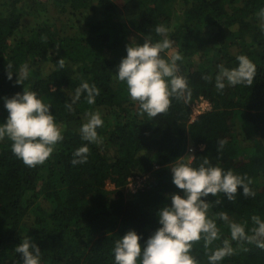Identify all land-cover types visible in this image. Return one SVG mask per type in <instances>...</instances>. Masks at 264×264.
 I'll return each instance as SVG.
<instances>
[{"label": "trees", "instance_id": "trees-1", "mask_svg": "<svg viewBox=\"0 0 264 264\" xmlns=\"http://www.w3.org/2000/svg\"><path fill=\"white\" fill-rule=\"evenodd\" d=\"M261 8L264 0H0V123L8 116L4 98L25 88L51 105L64 136L35 168L13 154L10 141L0 142V264H23L15 248L26 236L40 247V264H114V242L134 230L143 246L160 227V208L171 203V194L183 195L166 164L191 155L193 167L207 156L213 166L253 179L255 198H245L242 186L235 202L224 194L218 206L216 197L205 198L213 204L210 216L227 212L236 222L247 220L248 227L252 215L264 219V30L256 16ZM160 24L170 29L169 39L184 57L177 63L192 95L148 120L137 115L138 105L116 74L128 45H142L149 34L153 42L162 39L155 32ZM241 54L257 66L253 85L218 92L217 66L236 67ZM25 63L29 76L17 84V69ZM83 81L95 84L100 95L94 105L81 96L69 112L66 102L72 103ZM200 96L210 108L190 121ZM89 109L101 113L104 126L97 131L103 143L88 144V161L73 165V152L88 143L79 130ZM221 139L227 143L218 153ZM136 175L144 177L142 186L130 193L128 178ZM107 181L115 184L113 198ZM217 224L228 236L223 222ZM245 247L221 264H264V250ZM192 255L207 264L202 241Z\"/></svg>", "mask_w": 264, "mask_h": 264}, {"label": "clouds", "instance_id": "clouds-1", "mask_svg": "<svg viewBox=\"0 0 264 264\" xmlns=\"http://www.w3.org/2000/svg\"><path fill=\"white\" fill-rule=\"evenodd\" d=\"M256 16L264 30V8ZM155 32L162 37L153 42L151 35L145 36L142 45H128L127 55L118 66L116 79L126 85L129 100L138 105L137 115L147 116L152 120L159 115H166L172 101L187 102L191 99L192 89L187 78L180 74L178 61L183 62V55L173 49V41L169 39L170 29L163 24L155 27ZM238 66L228 68L218 65L215 75V88L223 92L226 86L254 83L257 66L246 55L236 57ZM59 68L65 67L64 59L57 62ZM12 65H7V78L12 79ZM17 84H23L29 76V66L22 64L17 69ZM211 81V75L202 77ZM54 91V89H53ZM100 89L95 84L83 81L72 97V103L66 102V109L74 111L81 96L88 105L96 103ZM4 106L8 111L6 122L0 123V142L7 139L11 142V151L29 168L43 165L50 159L56 146L64 139L63 129L50 112V104L38 98L34 91L25 89L11 98H4ZM85 122L80 127V135L85 143L73 152L72 164H84L88 161L90 149L88 144H102L103 137L97 129L104 126L101 113L87 110ZM226 140L218 141V153H221ZM219 158V156H218ZM194 156L180 157L172 165L174 185L182 190L171 194L170 204L158 211L160 227L145 241L142 246L140 236L129 230L114 242V264H200L192 255L194 245L203 242L207 264H221L226 258L236 255L238 250L247 251L245 245L252 244L264 250V219L259 215L250 217L248 221L236 222L229 218L227 212L209 215L213 204L207 198L210 194L216 197L215 205L221 204V194L235 202L238 187L242 186L245 198H255L256 193L250 187L253 179L246 173L241 175L231 169L224 170L213 166L205 156L198 167H193ZM217 220L223 222L229 231L223 236ZM219 242V243H217ZM235 243V247L233 244ZM23 257V264H40L41 249L26 236L15 248Z\"/></svg>", "mask_w": 264, "mask_h": 264}, {"label": "built area", "instance_id": "built-area-1", "mask_svg": "<svg viewBox=\"0 0 264 264\" xmlns=\"http://www.w3.org/2000/svg\"><path fill=\"white\" fill-rule=\"evenodd\" d=\"M210 105L208 101L200 96L191 105L190 121H192L198 114L208 110ZM188 152H193V148L190 146ZM144 177L140 175L131 176L128 178V187L132 193L136 192L138 188L142 186Z\"/></svg>", "mask_w": 264, "mask_h": 264}, {"label": "rangeland", "instance_id": "rangeland-1", "mask_svg": "<svg viewBox=\"0 0 264 264\" xmlns=\"http://www.w3.org/2000/svg\"><path fill=\"white\" fill-rule=\"evenodd\" d=\"M57 8L58 6H54L53 5V7H52V11H54V10H56V9H54V8ZM38 15H40V11H39V13H38ZM34 17H35V14L33 15ZM182 18H179L178 19V21H180ZM26 20H24V22H25ZM176 21V20H175ZM174 23V20H172L171 21V24H173ZM172 27V25L170 26V28ZM26 30V27L25 26H23V31H25ZM133 40H135V39H133ZM137 43H138V41L139 40H135ZM176 45L175 44H173V49L174 50H176ZM209 58V56L207 57V59ZM194 60H195V63L196 64H198L199 62H200V60H201V56L198 54V53H195V56H194ZM189 119H190V117H189ZM190 147V146H189ZM240 155H246V154H243V153H239ZM175 162V161H174ZM174 162H170V163H168V164H166V165H168V167L169 168H171V165L174 163ZM106 189L108 190V191H110L109 192V197H111V198H113L114 196H115V184L113 183V182H111V181H107V184H106ZM129 191H130V189H129ZM129 191L127 190V189H125V188H123V192H124V194H125V196L126 197H128L129 195ZM130 193H132L131 191H130Z\"/></svg>", "mask_w": 264, "mask_h": 264}]
</instances>
